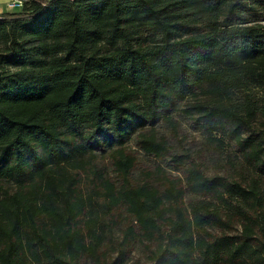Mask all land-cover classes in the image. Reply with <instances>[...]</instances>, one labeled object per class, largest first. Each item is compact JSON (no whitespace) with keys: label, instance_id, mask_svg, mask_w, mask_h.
I'll use <instances>...</instances> for the list:
<instances>
[{"label":"trees","instance_id":"obj_1","mask_svg":"<svg viewBox=\"0 0 264 264\" xmlns=\"http://www.w3.org/2000/svg\"><path fill=\"white\" fill-rule=\"evenodd\" d=\"M177 111L212 144L231 141L247 175H206L171 148L159 127L175 135ZM132 142L155 161L141 179ZM83 178L108 264L135 245L148 264H264V0H25L0 13V264H89Z\"/></svg>","mask_w":264,"mask_h":264},{"label":"rangeland","instance_id":"obj_2","mask_svg":"<svg viewBox=\"0 0 264 264\" xmlns=\"http://www.w3.org/2000/svg\"><path fill=\"white\" fill-rule=\"evenodd\" d=\"M12 0H0V13L6 11H16L18 8L10 9L9 5ZM178 129L176 134L171 133L166 127L160 126L159 130L169 140L171 148L181 151H186L190 159L196 162L206 175L220 174L227 178L239 179L247 175V169L243 163L238 159L237 150L231 141L224 140L223 146L218 147L206 139L204 131L199 128L191 119L183 116L180 112H173ZM161 125V124H159ZM129 150L136 158L134 169V177L141 179L142 172L150 170L154 167L155 161L153 158L145 157L137 148L134 142L130 143ZM173 153V152H172ZM100 165L110 173V167L107 160H100ZM171 176H179L178 173L172 171L169 173ZM81 188L87 198L89 205L88 219L85 224L86 244L85 260L89 264H95L93 253L98 251L102 255H106L104 264L110 263L109 261L115 257L114 254L110 256L111 246L108 242L107 236V219L100 209H97L94 204L96 195L91 181L88 178L81 180ZM189 199L186 196V201ZM239 230L235 227L233 232ZM115 232V238H116ZM112 239V238H111ZM110 239V240H111ZM146 249H142L139 245L133 247L131 253L128 255L126 264H148Z\"/></svg>","mask_w":264,"mask_h":264},{"label":"built area","instance_id":"obj_3","mask_svg":"<svg viewBox=\"0 0 264 264\" xmlns=\"http://www.w3.org/2000/svg\"><path fill=\"white\" fill-rule=\"evenodd\" d=\"M25 0H12L11 4L9 5L10 9H15L20 7L21 3Z\"/></svg>","mask_w":264,"mask_h":264},{"label":"crops","instance_id":"obj_4","mask_svg":"<svg viewBox=\"0 0 264 264\" xmlns=\"http://www.w3.org/2000/svg\"><path fill=\"white\" fill-rule=\"evenodd\" d=\"M3 1H6V0H3Z\"/></svg>","mask_w":264,"mask_h":264}]
</instances>
